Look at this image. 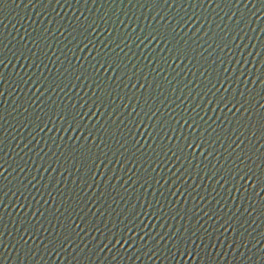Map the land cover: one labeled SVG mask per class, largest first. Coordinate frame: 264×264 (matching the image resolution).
<instances>
[{
    "label": "water",
    "instance_id": "water-1",
    "mask_svg": "<svg viewBox=\"0 0 264 264\" xmlns=\"http://www.w3.org/2000/svg\"><path fill=\"white\" fill-rule=\"evenodd\" d=\"M0 264H264V0H0Z\"/></svg>",
    "mask_w": 264,
    "mask_h": 264
}]
</instances>
